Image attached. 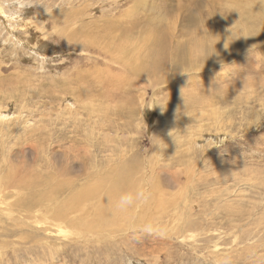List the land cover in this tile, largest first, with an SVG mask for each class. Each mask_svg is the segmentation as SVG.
<instances>
[{"label":"rangeland","instance_id":"obj_1","mask_svg":"<svg viewBox=\"0 0 264 264\" xmlns=\"http://www.w3.org/2000/svg\"><path fill=\"white\" fill-rule=\"evenodd\" d=\"M81 16L92 25L94 36L112 31L131 40L133 69L109 64L106 50L119 45L111 39L95 44L106 48L89 53L66 44L63 35L78 29ZM71 18L76 22L62 25ZM206 24L214 30L225 25L227 31L239 29L241 48L220 52L204 44L198 59L191 60L194 36ZM161 34L164 49L152 51ZM143 64L151 65L146 69ZM108 65L121 69L117 79L91 73L94 66ZM75 67L88 68L87 78L71 83L78 87L86 82L88 96L82 104L80 97L64 98L56 87L60 76ZM15 80L33 91L19 102L21 108L17 98H3L0 154L11 147L18 168H35L33 153H21L14 142L32 134L33 124L44 121L45 113L52 114L53 123L44 133L45 151L67 146L50 143L54 135L69 137L79 147L75 160L81 171L90 167L107 179L121 173L134 186L142 182L146 191L151 163L155 171L150 188L161 200L142 214H152L151 228L130 226L117 239L111 235L110 241L97 243L59 239L55 229L38 223L34 202L22 194L10 199L3 194L0 264H264V0H0V92ZM192 94L203 99L189 105L193 113L188 114L179 104ZM94 99L107 113L95 109L90 114L88 107L82 108ZM60 112L63 120L56 117ZM190 166L197 168L188 192L193 203L178 211L172 199L179 195L168 188L165 177L176 178L179 168L184 172ZM221 177V184L210 183ZM211 188L228 191L215 198L210 197ZM144 201L131 208L137 213ZM184 219L194 226L180 235Z\"/></svg>","mask_w":264,"mask_h":264},{"label":"bare ground","instance_id":"obj_2","mask_svg":"<svg viewBox=\"0 0 264 264\" xmlns=\"http://www.w3.org/2000/svg\"><path fill=\"white\" fill-rule=\"evenodd\" d=\"M73 18L63 20L62 25L69 27L70 25H72V23L76 22V21L73 22ZM78 23H79L78 29L76 28L73 31L70 30L69 34L63 35L66 44L70 48L85 53L95 52L96 49L104 47L95 44H100L101 42H103L104 39H111L113 43L119 42V45H116L112 49L106 50V54L109 56V62H110L109 64L111 65L120 64L122 66L121 69L123 68H126L127 70L133 69L135 56L131 54L132 53L131 51L133 50H131L132 45H131V40L129 38L124 37L122 34H114L112 31L106 32L104 37L100 36L101 37L100 38L91 34L92 25L90 24L89 21L83 19L82 16L79 19ZM207 23L209 24V22ZM227 24L229 27L230 26L229 23ZM173 25L174 24H170L168 26L170 28ZM226 26L227 25L222 27L220 30L219 28L218 30L216 28H215L216 30H214V27H210L206 24V26H203L202 28L198 29V31L196 32L197 34L194 36V42L191 48V50L193 49V51L191 52L189 51L190 59L191 60L198 59L197 57L198 50L204 44L213 45L220 52H225V51L227 52L231 50L232 47L233 49L239 47L237 40L239 38V34L241 35L240 37H242L243 34H241V31L238 32L239 29L234 31L229 29L230 27L229 28L227 27L230 31L229 32L226 29H224ZM55 30L56 31L59 30L58 26L56 27ZM148 36H149L148 34L145 37L143 36L145 41ZM148 40H151V37H149ZM165 40L166 38H163L161 34V36L158 38V43L153 46L152 51L155 52L162 51L164 49V44H166ZM239 48H241V46ZM222 49L224 51H221ZM202 53L203 52H201V55ZM150 65L151 64H143L142 68L147 69L150 67ZM87 70L88 68L83 69V67H75L72 72L69 71L67 72V74H62L56 85V87L58 88V93L60 95L63 94L64 98L69 97L70 101L75 97H80L81 101H79L80 98L77 101L81 102L82 104L86 96H88L86 92L87 91L86 82L84 81V85L79 84L78 87L71 85V83L75 81H79L80 78L82 79L87 78L88 76ZM92 70L93 71L91 73H93L96 76V78H100L99 76H101L103 79L107 81H112L114 79H117L118 78L117 73L120 71V70H114V68H111L109 65L106 66L105 68L94 66ZM14 82H16V80ZM14 82L10 81L11 85L8 86L9 81H7L2 86L5 88H1L2 89L1 92H3V94L0 92L2 94V99H0V109H3L4 108L3 105L4 103H6L3 98L8 99L7 101L17 98L16 103H17V107L19 108L21 104L20 101L23 98H25L26 95L30 94L33 91L32 88H27L28 85L18 84L17 82L14 85L13 84ZM75 94L77 96H75ZM201 98H202L201 95L197 96L192 94L188 96L187 99L185 100L182 99L179 106L185 107L183 108V110H185L186 113L191 114L193 113L192 112L193 110L190 111L188 109L189 105L191 106L192 104L193 106L194 101L198 99L201 100ZM94 101L96 100L95 99L90 100V102L85 101L84 107L82 106V108L85 109L86 107H88L90 114H93L95 109H97L99 113H107V109L105 107L97 106ZM209 103L210 101L206 104L203 103L204 105L202 106L209 105ZM155 105L157 108L155 110H157V112L158 111L160 112V110H162L160 105L158 106L157 103ZM59 108H62L61 104L59 105ZM63 108L68 109V106H65ZM31 111H35L36 113L37 109L36 110L32 109ZM45 114L46 115L44 116L46 117V119L43 118L45 119L44 121L40 120L37 121L35 124H33L35 131L32 134L30 135L27 134L25 137L18 138L14 142L15 145L19 146V150L21 153L23 154L33 153L35 159L37 160L36 162H38L35 168H31V170L26 169L28 166H25L22 169L18 168L19 166L17 162L15 163L12 157V153L15 150L14 151L11 150L12 152L9 154L11 147L8 149L6 154L3 155L0 154V196L6 194L7 197L5 199H10L11 197H14L18 194L24 195L23 197L26 196L25 200L30 201V203L34 202V207L36 208V211L34 212L39 213L37 215L34 214L35 215L34 217L39 219V221L38 220L36 221H38V223L42 222L41 225H44V228L55 229L57 233L60 235L58 238L61 240L71 238L73 240H76L77 242L81 240H85V241L92 240L98 243L100 241H110L108 236L111 235L113 236V238L117 239L116 236L121 234L124 235V233L126 232L125 229H128V227L130 228V226L137 228L140 227L141 229L145 227H147V229L151 228L153 226V223L151 221L152 214H148L145 216H143L142 214L143 212L151 210L155 206V204L160 203L161 200V197L155 194V188L154 187L150 188V180L152 185L154 186L152 176L154 175L155 170L152 164L151 163H149V165L147 164V168H148L147 171L149 175L148 176L149 189L146 192L149 193L150 195H148L144 203L141 204V207L140 209H138L137 213L135 212V209L131 208L132 206L127 207L125 210L121 211L117 208V202L119 200V197L122 194L128 192H136L137 190H143L142 188L143 183L140 182L142 185H140L141 187L138 189L137 186L140 184L139 181H135L136 186H134L133 181L130 180L129 176L122 177L121 173H119L113 178L107 179L102 177L96 170H92L90 172L89 170L90 167L83 166V170L81 171L80 164L75 160V157L77 156L75 154V151H78L79 147L76 144L77 142L75 143L72 142V140H69V137L67 139L62 137L61 138L57 137L56 139V136L54 135L55 139L52 142L48 140L50 143L58 147H62L63 145H67V146L64 147L61 151L58 148L57 150L56 148H51V147L49 148V150L45 151L44 133L47 132L46 128L48 125H50V122L53 123L52 114L51 115H49L48 113ZM56 117H58L61 120L64 119L62 112H60L59 115L57 114ZM47 120L48 122H46ZM36 131H39V134H36ZM216 136L218 135L216 134ZM76 146L77 148H75ZM81 148L84 149V145H82ZM46 152L47 153L50 152V154L49 153L47 154L49 155V157L46 155ZM2 160H4L3 163L1 162ZM142 162L140 160L139 172L144 170V167L142 166ZM195 171H197V168L192 169L191 166L189 168H186L184 172H182L181 168H179L177 170L178 177L168 178V179L167 177H165L166 185L168 186V188L172 190L174 189V193L179 195L177 199H172V203L175 206L174 209H177L178 211L181 210V207L193 203L191 202L188 192L190 191V189L193 188L192 178H194L195 176L194 175ZM223 179H224L223 177L217 178L216 180L214 178H211L210 183L216 182V184H221ZM227 191H228L227 188L225 189L222 188L218 190L211 188L210 197L216 198L218 196L217 198L219 197L221 198L226 195ZM23 200L24 199H22V201ZM20 204L22 203L20 202ZM87 206H89V208H86ZM232 208L235 207L233 206ZM225 209H227V206H225ZM189 210L191 209H186L185 211L188 212ZM233 212L238 214L242 213L241 211H233ZM23 221L24 220H22L21 223ZM213 222L214 221H212V224H214ZM193 226H194L193 222L189 221L188 219H184L179 224L178 233L182 235L185 232L189 231L190 228ZM64 229H66V231ZM165 229L166 228H164V230ZM62 242L63 244H66L69 243V240H67V242L65 241Z\"/></svg>","mask_w":264,"mask_h":264},{"label":"clouds","instance_id":"obj_3","mask_svg":"<svg viewBox=\"0 0 264 264\" xmlns=\"http://www.w3.org/2000/svg\"><path fill=\"white\" fill-rule=\"evenodd\" d=\"M133 12H134V9H133ZM160 22H164V17L161 18ZM259 57L261 56L259 55ZM224 70L225 71L230 70V66ZM148 195L150 194L147 193L146 190H137L136 192H128V193L122 194L119 197V200L117 202V208L121 211L125 210L127 207L134 206L135 203H137L138 201H142L146 199Z\"/></svg>","mask_w":264,"mask_h":264}]
</instances>
